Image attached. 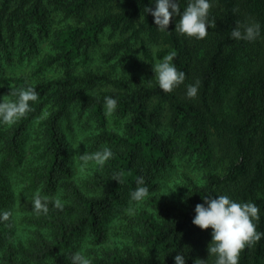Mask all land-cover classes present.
<instances>
[{"label":"trees","instance_id":"trees-1","mask_svg":"<svg viewBox=\"0 0 264 264\" xmlns=\"http://www.w3.org/2000/svg\"><path fill=\"white\" fill-rule=\"evenodd\" d=\"M187 3L178 0L181 11ZM148 6L150 0H0V100L26 87L37 93L23 117L0 123V209L10 211L0 222V264H71L85 241L92 264H175L178 252L186 264H214L211 228L192 223L203 196L254 202V223L264 233V0H211L203 39L178 33L179 15L161 31ZM248 22L261 24V37H231ZM137 45L151 62L175 50L185 81L164 92L153 72L140 80L120 74ZM99 50L107 69L90 66ZM21 64L32 75L8 71ZM52 69L59 75L46 77ZM197 80L189 99L186 85ZM106 95L117 100L109 114ZM105 147L113 156L103 165L80 163V150L93 155ZM181 161L199 177L185 175L175 200L159 192L158 180ZM139 178L149 192L132 211ZM36 192L49 198L47 214L33 212ZM121 214L127 242L98 252ZM18 227L28 236L15 238ZM238 264H264V236L241 251Z\"/></svg>","mask_w":264,"mask_h":264},{"label":"clouds","instance_id":"clouds-1","mask_svg":"<svg viewBox=\"0 0 264 264\" xmlns=\"http://www.w3.org/2000/svg\"><path fill=\"white\" fill-rule=\"evenodd\" d=\"M211 0H188L187 6L181 11L178 0H150V6L144 11L154 18V24L161 31H166L173 17L179 15L175 30L188 37L203 39L208 33L211 23L207 20ZM261 24L248 22L231 30V37L237 40L255 41L261 37ZM177 55L175 50L152 63L154 78L159 88L171 92L185 81V72L173 63ZM200 82L186 85V96L194 99L197 96ZM14 100H0V123L9 124L23 117L30 110V102H35L37 93L34 88H21L15 93ZM103 108L106 114L112 113L117 106L113 96H104ZM113 156L110 148L105 147L93 155L84 153L81 160L85 163L95 160L103 165ZM117 181L119 179L117 178ZM120 182V181H119ZM149 189L143 178L137 180V187L130 192L132 201L140 202L148 195ZM203 203L195 206L192 223L201 229L211 228V241L208 245V257H215L214 264H238L241 251L248 245L259 241L264 233L258 232L254 221L259 219L258 206L251 201L239 202L228 195L203 196ZM49 198L36 192L31 197L33 212L37 215L47 214ZM53 207L62 210L64 205L59 199L52 201ZM10 211L0 209V222H8ZM175 264H186L181 253L174 257ZM71 264H92V261L81 250L71 255ZM194 264H207V260L196 258Z\"/></svg>","mask_w":264,"mask_h":264},{"label":"rangeland","instance_id":"rangeland-1","mask_svg":"<svg viewBox=\"0 0 264 264\" xmlns=\"http://www.w3.org/2000/svg\"><path fill=\"white\" fill-rule=\"evenodd\" d=\"M104 43H107V38H105ZM105 45V44H104ZM104 48V47H103ZM102 50V49H101ZM101 51H97L95 53V60L91 63V67H94L97 70L100 69H107L106 64L102 62ZM156 62V61H154ZM144 55L142 54V50L140 45H137L135 48L134 58L128 62L127 68H122L121 66L117 67V71L120 74H123L125 77L135 78L140 80L147 72H153V65ZM18 65V64H16ZM32 67L30 66H23L21 64L17 67H12L9 65L8 71H17L19 73H28L31 74ZM154 73V72H153ZM32 75V74H31ZM59 75V71L56 69L49 70L45 73L46 77H53ZM84 154L82 150H80L78 158L80 159V163L84 164L85 162L81 160V155ZM195 170L189 161H181L179 165L175 168L174 171H169L163 177H160L158 180V190L160 193H167L170 194L172 198L175 200H180L182 197L181 194L183 193L185 185L188 183L189 177L194 179H198L199 172ZM185 175H188V179ZM145 204L140 201L133 204L134 207H131L130 210L134 211L133 208H141ZM124 214L119 215L113 221L109 222V235L108 239L102 244L98 252H100L104 248H116L123 246L127 241L122 236V231L124 230ZM28 230L22 227H18L14 233V237L18 238H25L28 235ZM90 244L86 241L83 243V253L88 256L89 258L92 257L90 255ZM93 249H97V246H93ZM93 254V253H92Z\"/></svg>","mask_w":264,"mask_h":264}]
</instances>
